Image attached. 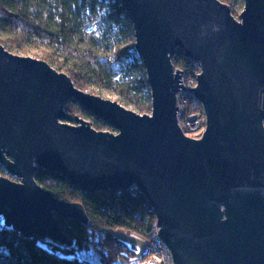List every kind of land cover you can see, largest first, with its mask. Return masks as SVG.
Listing matches in <instances>:
<instances>
[{
	"label": "water",
	"instance_id": "1",
	"mask_svg": "<svg viewBox=\"0 0 264 264\" xmlns=\"http://www.w3.org/2000/svg\"><path fill=\"white\" fill-rule=\"evenodd\" d=\"M151 94V114L75 86L48 62L0 43V216L22 236L73 245L58 217L90 225L83 204L35 180L59 173L81 191L136 188L173 264H264V0L237 20L220 0H122ZM199 65L187 89L204 109L199 139L178 124L186 89L173 56ZM70 101L117 133L69 118Z\"/></svg>",
	"mask_w": 264,
	"mask_h": 264
},
{
	"label": "trees",
	"instance_id": "2",
	"mask_svg": "<svg viewBox=\"0 0 264 264\" xmlns=\"http://www.w3.org/2000/svg\"><path fill=\"white\" fill-rule=\"evenodd\" d=\"M0 36L6 49L28 53L29 45L40 48L42 59L69 75L79 89L92 84L113 89L141 112L151 106L142 60L135 53L134 42H128L134 30L122 0H0ZM172 62L186 75L199 69L181 50L175 52ZM79 107L96 125L111 128ZM35 180L57 198L83 204L91 224L58 217L73 240V245L67 246L36 235L24 237L6 226L0 216V264H130L146 255L147 241L158 230L157 219L136 188L89 194L63 175L42 168L36 171ZM114 230L143 238V254L138 255L136 246L117 237ZM86 250L93 251L96 260L78 255Z\"/></svg>",
	"mask_w": 264,
	"mask_h": 264
},
{
	"label": "rangeland",
	"instance_id": "3",
	"mask_svg": "<svg viewBox=\"0 0 264 264\" xmlns=\"http://www.w3.org/2000/svg\"><path fill=\"white\" fill-rule=\"evenodd\" d=\"M221 2H223V1H221ZM223 3H225V4L230 6L233 16L238 20L239 19V15L241 14V12L243 11V8H244V0H226V2H223ZM131 39L132 40H128V42H130V43L134 42V45H135V37L133 36ZM27 47L29 49L28 53H24L20 49H17V50L7 49V50L10 51L11 53L15 54V55L28 56V57H32V58L42 59V50L40 48L35 47L33 45L32 46L29 45ZM135 53H136V51H135ZM106 57H108V54H106ZM60 59H62V58H60ZM182 71H183L182 78H181L182 79V84L186 88L184 90L187 91L188 95H190L191 92H190V90H187V89H191V88L196 86V76H197V74H199L200 68L198 70H195L192 75H186L185 71L184 70H182ZM83 91L88 92V93L93 94V95H96V96H100L103 99L116 101L119 104H121L122 106H124L126 109L132 110V111H134V112H136L138 114H141V115H143V114H151V106L149 107V109H147V111L141 112V111L138 110V108H136V106L133 103L126 102L113 89H105V88H101V87H98V86L92 84V85L89 86L88 89H84ZM188 103H189V105H190L192 110H196L197 112H199L203 116H205L203 106L195 98H193V97L190 98ZM66 113L68 114L69 118L62 119L61 121L64 122V123H68L70 125H77V122L75 120L76 119L75 117H77V118H81L83 120L88 121L91 124V126L94 129L98 130V131H109V132L117 133L114 129L106 127V126H104L102 124L96 125L94 123V121L92 119H90V117H88L87 115L83 114L82 110L79 107V103L78 102L70 101L69 104H68V107L66 109ZM101 121H103V120L101 119ZM196 139H199V138H196ZM0 176L6 177V178H8V179H10L12 181H15V182H19L20 181L19 178L14 177L12 175H9L4 169H3V171L0 170ZM113 233L117 237L125 240L127 243L132 244V245L134 244L136 246V250H137L138 255L143 254V252L145 251L146 241L143 238L137 236L136 234L128 233V232H126L124 230H114ZM149 242H150V240L147 241V243H148L147 244V249H148V246L150 245ZM147 249H146V252H147ZM165 253L166 252H164V254ZM78 255L80 257H83V258H92V259L96 260V257L94 255L93 251H91V250H86V251L80 252ZM166 261H167L166 264H170V262H168L169 260H166ZM119 263H121V262H119Z\"/></svg>",
	"mask_w": 264,
	"mask_h": 264
},
{
	"label": "built area",
	"instance_id": "4",
	"mask_svg": "<svg viewBox=\"0 0 264 264\" xmlns=\"http://www.w3.org/2000/svg\"><path fill=\"white\" fill-rule=\"evenodd\" d=\"M190 98H192L191 94L188 95L185 90L177 94L178 124L185 135L200 138L206 128V117L191 109L188 103ZM149 243L145 257H137L130 264H166V260L173 264L171 254L158 233L150 239Z\"/></svg>",
	"mask_w": 264,
	"mask_h": 264
}]
</instances>
